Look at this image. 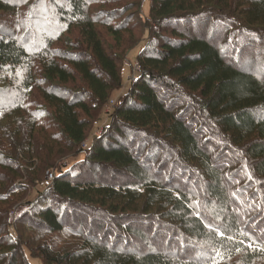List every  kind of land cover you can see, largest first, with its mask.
I'll return each instance as SVG.
<instances>
[{
  "label": "trees",
  "instance_id": "trees-1",
  "mask_svg": "<svg viewBox=\"0 0 264 264\" xmlns=\"http://www.w3.org/2000/svg\"><path fill=\"white\" fill-rule=\"evenodd\" d=\"M143 1L0 0V264H264V0Z\"/></svg>",
  "mask_w": 264,
  "mask_h": 264
},
{
  "label": "rangeland",
  "instance_id": "rangeland-1",
  "mask_svg": "<svg viewBox=\"0 0 264 264\" xmlns=\"http://www.w3.org/2000/svg\"><path fill=\"white\" fill-rule=\"evenodd\" d=\"M150 10H151V0H144L143 1V6L141 8V12H142L143 17H145V18L148 17L149 14H150ZM141 47H142V44L139 47H137L134 50H132L129 53V55H128L125 63H124L123 72H124L126 83H128L129 82L128 81L129 78L131 79V77H132L131 74H132V71H134V65H135V63L137 61L136 60L137 59V55L139 54ZM129 83L125 84V88L126 89L130 86ZM105 121H106V115L103 116L102 121L100 123V126L94 131L93 135H97V134L101 133V128L103 127L102 124H104ZM66 158L68 159V157H66ZM68 160L69 161L66 160L68 162V165L70 163H73V162L76 161L74 159H72L71 161H70V159H68ZM63 167H66V166L63 165ZM29 262H30V264H43L39 259L32 258V257H29Z\"/></svg>",
  "mask_w": 264,
  "mask_h": 264
},
{
  "label": "built area",
  "instance_id": "built-area-1",
  "mask_svg": "<svg viewBox=\"0 0 264 264\" xmlns=\"http://www.w3.org/2000/svg\"><path fill=\"white\" fill-rule=\"evenodd\" d=\"M139 70H140V64L138 63V62H136L135 63V65H134V72L135 73H137V72H139ZM131 80L132 81H135L136 79H135V75H133L132 77H131ZM68 166V162L67 161H64L63 163H62V166ZM54 176H55V172L54 171H52V172H49L48 174H47V179H46V186H50L51 185V183H52V181L54 180Z\"/></svg>",
  "mask_w": 264,
  "mask_h": 264
}]
</instances>
